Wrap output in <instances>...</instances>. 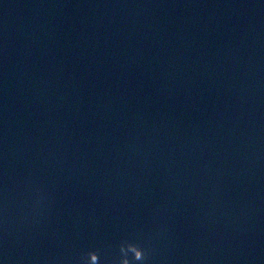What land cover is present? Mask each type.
Returning a JSON list of instances; mask_svg holds the SVG:
<instances>
[{
    "label": "water",
    "instance_id": "obj_1",
    "mask_svg": "<svg viewBox=\"0 0 264 264\" xmlns=\"http://www.w3.org/2000/svg\"><path fill=\"white\" fill-rule=\"evenodd\" d=\"M0 264H264V0H0Z\"/></svg>",
    "mask_w": 264,
    "mask_h": 264
}]
</instances>
